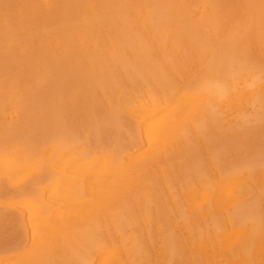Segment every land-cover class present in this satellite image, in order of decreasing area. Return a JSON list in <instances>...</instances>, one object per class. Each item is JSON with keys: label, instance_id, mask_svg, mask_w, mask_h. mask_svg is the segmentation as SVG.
Here are the masks:
<instances>
[{"label": "bare ground", "instance_id": "6f19581e", "mask_svg": "<svg viewBox=\"0 0 264 264\" xmlns=\"http://www.w3.org/2000/svg\"><path fill=\"white\" fill-rule=\"evenodd\" d=\"M0 264H264V0H0Z\"/></svg>", "mask_w": 264, "mask_h": 264}, {"label": "clouds", "instance_id": "9594fccd", "mask_svg": "<svg viewBox=\"0 0 264 264\" xmlns=\"http://www.w3.org/2000/svg\"><path fill=\"white\" fill-rule=\"evenodd\" d=\"M202 91H206V90L205 89H202ZM212 94L215 95L218 99H221L222 100L224 98V95L221 94L218 89L217 90H214V92Z\"/></svg>", "mask_w": 264, "mask_h": 264}]
</instances>
